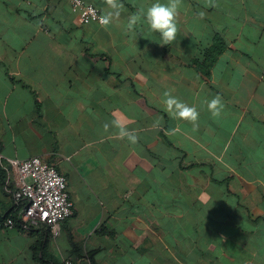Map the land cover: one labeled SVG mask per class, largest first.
<instances>
[{"label": "crops", "instance_id": "1", "mask_svg": "<svg viewBox=\"0 0 264 264\" xmlns=\"http://www.w3.org/2000/svg\"><path fill=\"white\" fill-rule=\"evenodd\" d=\"M120 2L105 28L69 0H0V155L55 165L74 203L57 238L0 229V264H264V0H180L166 46L126 29L153 0ZM217 34L226 48L205 78L196 63ZM165 92L198 120L175 118Z\"/></svg>", "mask_w": 264, "mask_h": 264}, {"label": "built area", "instance_id": "2", "mask_svg": "<svg viewBox=\"0 0 264 264\" xmlns=\"http://www.w3.org/2000/svg\"><path fill=\"white\" fill-rule=\"evenodd\" d=\"M82 25L99 23L100 9L86 0H69ZM6 173L4 188L13 197L20 219L27 227L46 224L53 238L59 237L62 224L74 213L67 177L55 165L40 157L19 160L0 155ZM11 219L0 222V229H13ZM65 264H72L69 260Z\"/></svg>", "mask_w": 264, "mask_h": 264}, {"label": "clouds", "instance_id": "3", "mask_svg": "<svg viewBox=\"0 0 264 264\" xmlns=\"http://www.w3.org/2000/svg\"><path fill=\"white\" fill-rule=\"evenodd\" d=\"M123 7L120 0H107V8L99 17V23L107 28L113 21L120 18ZM179 7L180 0H153L149 6L138 9L128 17L126 29L129 33L136 35V38L142 36L145 29L150 33H156L159 35L160 44L166 46L176 39ZM199 15L203 17L204 12H200ZM163 103L177 119L195 123L199 118V112L195 107L189 106L179 98L171 95L170 92L163 94ZM207 106L214 118L220 116L223 105L219 96L208 101ZM107 127L105 125L106 129ZM116 127L119 128L121 138L126 137L132 144L137 142V137L133 132H129L119 124Z\"/></svg>", "mask_w": 264, "mask_h": 264}, {"label": "trees", "instance_id": "4", "mask_svg": "<svg viewBox=\"0 0 264 264\" xmlns=\"http://www.w3.org/2000/svg\"><path fill=\"white\" fill-rule=\"evenodd\" d=\"M225 48H226V42L224 41L223 37L219 34L215 35V38H214V41L211 47L208 50H206L204 53L203 61H197L196 63L197 69L200 71L203 77L205 78L209 77L212 65L217 60L218 56L222 54ZM0 218H1L0 222H3L8 219L13 220L14 228L16 227L32 228L29 226L27 227L25 224L22 223L20 219V213L16 208L14 212H11V214L7 215L6 217H3V218L0 217ZM90 259H91L92 264H95L93 254H90Z\"/></svg>", "mask_w": 264, "mask_h": 264}, {"label": "rangeland", "instance_id": "5", "mask_svg": "<svg viewBox=\"0 0 264 264\" xmlns=\"http://www.w3.org/2000/svg\"><path fill=\"white\" fill-rule=\"evenodd\" d=\"M67 179H68V178H67ZM69 261H70V262L73 264V262H72L73 260H72V261H71V260H69Z\"/></svg>", "mask_w": 264, "mask_h": 264}]
</instances>
